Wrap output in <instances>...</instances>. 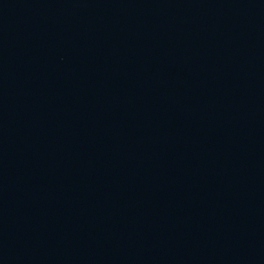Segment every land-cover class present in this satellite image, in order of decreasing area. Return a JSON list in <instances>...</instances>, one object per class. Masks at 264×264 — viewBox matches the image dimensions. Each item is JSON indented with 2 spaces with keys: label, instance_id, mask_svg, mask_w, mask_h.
Listing matches in <instances>:
<instances>
[{
  "label": "water",
  "instance_id": "obj_1",
  "mask_svg": "<svg viewBox=\"0 0 264 264\" xmlns=\"http://www.w3.org/2000/svg\"><path fill=\"white\" fill-rule=\"evenodd\" d=\"M155 123L264 229V0H0Z\"/></svg>",
  "mask_w": 264,
  "mask_h": 264
}]
</instances>
